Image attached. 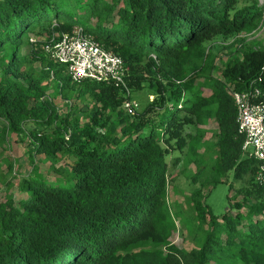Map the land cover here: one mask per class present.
Here are the masks:
<instances>
[{"label": "trees", "instance_id": "trees-1", "mask_svg": "<svg viewBox=\"0 0 264 264\" xmlns=\"http://www.w3.org/2000/svg\"><path fill=\"white\" fill-rule=\"evenodd\" d=\"M263 18L259 0H0V146L26 140L32 163L18 194L0 171V264H264V186L232 92L256 86L264 101V44L242 37L222 65L204 44ZM76 25L122 55L129 85L153 98L129 112L118 85L74 83L42 44ZM172 139L199 184L183 216L168 200ZM232 169L235 208L216 214L206 197ZM178 217L191 247L172 240Z\"/></svg>", "mask_w": 264, "mask_h": 264}, {"label": "built area", "instance_id": "built-area-1", "mask_svg": "<svg viewBox=\"0 0 264 264\" xmlns=\"http://www.w3.org/2000/svg\"><path fill=\"white\" fill-rule=\"evenodd\" d=\"M35 40V36L31 37ZM42 47L55 60L66 65L71 80L79 84L84 79L104 81L118 85L127 94L124 106L129 112L139 108V101L132 95L127 81V67L124 58L114 50L103 46L94 35L82 25L71 31L52 34ZM237 105L238 128L244 133L243 150L259 162L256 181L264 186V101L262 90L232 89Z\"/></svg>", "mask_w": 264, "mask_h": 264}, {"label": "rangeland", "instance_id": "rangeland-1", "mask_svg": "<svg viewBox=\"0 0 264 264\" xmlns=\"http://www.w3.org/2000/svg\"><path fill=\"white\" fill-rule=\"evenodd\" d=\"M260 3L264 4V0H259ZM47 35V32L44 33ZM35 36V35H34ZM242 37L246 39H256L264 44V18L259 22V25L253 29H247L245 31L236 32L234 34H224L217 33L214 34L211 38H207L204 40V44L207 46L209 50L213 52L214 60L218 63V65H222V62L231 57V53L233 50L240 45ZM129 71V70H128ZM220 70L217 68L214 72L217 74ZM132 95L139 101L141 107L145 101L150 98H153L152 89L145 86L139 89H132ZM135 87V86H134ZM205 92H210L207 88ZM55 101L63 105V98H55ZM79 104H81L82 108L89 107L90 101L88 99H80ZM217 127V123L208 122L203 125L205 128V135L209 138H214L215 128ZM12 148L5 146H0V171L3 170L2 174H5V178L14 182L13 190L16 194L19 193L18 187V176L21 174H27L32 171V163L30 161V153L28 149V144L26 140H16L12 143ZM172 155L169 158V185H168V200L169 204L173 211L182 209V216L193 213V207L190 200V194L193 190L198 187V183L193 182L183 171L185 167V150L184 148L179 147L177 140L172 139ZM180 155L181 159L177 163H174L173 159L175 156ZM11 156L13 160H15L14 171H5V161L6 158ZM45 165L47 163H44ZM4 166V167H3ZM17 175L15 176V173ZM235 170L232 169L229 172L228 178L222 182H219L214 187H212L209 195L206 197V200L211 208V210L216 213H222L227 207H234L231 205V199L229 197L231 190L229 189L230 182L234 179ZM237 184L236 186H238ZM1 189L4 190L5 185L1 183ZM234 192V190L232 191ZM241 197V196H239ZM235 208V207H234ZM177 230L172 234V240L176 244L185 247H191L195 243L192 239V234L189 231L187 225L185 224L184 218L179 217L176 219ZM211 264H215L211 262Z\"/></svg>", "mask_w": 264, "mask_h": 264}]
</instances>
